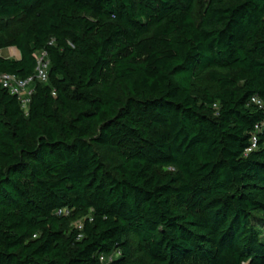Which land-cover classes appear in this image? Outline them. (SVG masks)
Listing matches in <instances>:
<instances>
[{
  "label": "trees",
  "instance_id": "trees-1",
  "mask_svg": "<svg viewBox=\"0 0 264 264\" xmlns=\"http://www.w3.org/2000/svg\"><path fill=\"white\" fill-rule=\"evenodd\" d=\"M42 51L28 111L0 83V264H264V0H0V74Z\"/></svg>",
  "mask_w": 264,
  "mask_h": 264
},
{
  "label": "built area",
  "instance_id": "built-area-1",
  "mask_svg": "<svg viewBox=\"0 0 264 264\" xmlns=\"http://www.w3.org/2000/svg\"><path fill=\"white\" fill-rule=\"evenodd\" d=\"M50 66V60L48 58V52L42 51L37 55V66L35 73L29 78L22 79L13 74H0V83L3 87L8 89L12 94L19 97L22 108L28 111V107L31 101V95L34 91L33 83L35 81L46 82L48 80V70ZM254 102L261 104L259 98L254 97ZM258 130H261V126H257ZM257 137L254 136L251 145L246 149V153L252 152L258 146ZM62 210L60 211V213ZM64 212H67L66 210ZM102 261H105L104 257H101Z\"/></svg>",
  "mask_w": 264,
  "mask_h": 264
},
{
  "label": "crops",
  "instance_id": "crops-1",
  "mask_svg": "<svg viewBox=\"0 0 264 264\" xmlns=\"http://www.w3.org/2000/svg\"><path fill=\"white\" fill-rule=\"evenodd\" d=\"M10 49L13 50V52H9L6 57H11L10 53H12L14 58L19 59L21 57V53H20L21 51H19L17 48L14 49V47H11V48L8 49V51Z\"/></svg>",
  "mask_w": 264,
  "mask_h": 264
},
{
  "label": "rangeland",
  "instance_id": "rangeland-1",
  "mask_svg": "<svg viewBox=\"0 0 264 264\" xmlns=\"http://www.w3.org/2000/svg\"><path fill=\"white\" fill-rule=\"evenodd\" d=\"M14 49H16V48L14 47ZM9 52H13V50L10 49V50L8 51V49H6V50L4 49V50H3V55H4V56H7V54H8ZM10 55H11V57H13L12 53H10ZM13 58H14V57H13ZM79 224H80L79 222H75V223H74L75 226H79Z\"/></svg>",
  "mask_w": 264,
  "mask_h": 264
}]
</instances>
